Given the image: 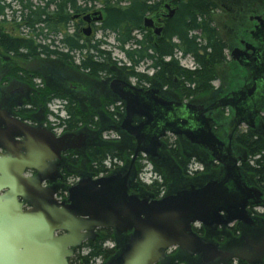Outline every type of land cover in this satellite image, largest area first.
Here are the masks:
<instances>
[{
    "label": "water",
    "instance_id": "95a60500",
    "mask_svg": "<svg viewBox=\"0 0 264 264\" xmlns=\"http://www.w3.org/2000/svg\"><path fill=\"white\" fill-rule=\"evenodd\" d=\"M101 15L84 21L99 22ZM149 23L146 26L153 29ZM90 32L89 27L87 36ZM110 89L125 106L121 129L135 140L133 158L109 176L82 177L66 189L65 202L56 198L53 187L42 186L41 176L63 153L82 154L88 135L80 132L56 138L48 128L34 127L0 106V149L5 152L0 155V264H70L75 251L101 229L115 232L120 250L107 264H165L171 249L197 256L204 264L227 263L234 255L198 236L193 227L252 226L247 208L262 195L243 184L241 159L231 157L223 182L190 184L161 199L132 194L138 158L145 155L157 164L166 135L184 136L192 144L203 139L215 147L221 142L207 122L200 131L194 129L200 113L190 104L160 97L158 89L140 90L121 80L112 82ZM57 168L51 171L56 173ZM27 171L36 176L26 177Z\"/></svg>",
    "mask_w": 264,
    "mask_h": 264
},
{
    "label": "trees",
    "instance_id": "16d2710c",
    "mask_svg": "<svg viewBox=\"0 0 264 264\" xmlns=\"http://www.w3.org/2000/svg\"><path fill=\"white\" fill-rule=\"evenodd\" d=\"M159 2L13 0L6 3L5 0H0V51L5 55L6 61L17 59L28 63L39 59L56 60L98 81L113 76L114 68H120L128 78L134 79L139 85L156 83L155 89L166 88L180 95L183 100L194 98L197 94H207L213 88L212 82L217 79L218 67L226 62V44L214 27L211 16L218 8L211 5L209 0H184L180 11L168 22L163 38L155 42L147 34L144 23L148 14L157 11ZM92 12L104 14V20L99 26L102 31L101 39L84 36L86 25L82 18L93 14ZM111 36L114 45L108 42ZM108 47L118 50L124 59H114ZM177 54H181L183 58H193L197 69L190 71L181 67ZM141 66H147L152 75L140 73L138 68ZM37 73L16 68L10 75L22 85L31 87L36 79L43 77L42 72L39 75ZM23 88L26 91L27 88ZM52 93L50 88L44 85L39 94L34 92L31 95L33 109L21 111L19 116L33 124V114L38 112L39 105L43 108L47 106ZM3 98L0 92V100ZM66 113L69 119L62 120V123L66 125L67 131L84 132L88 135L87 145L82 153L85 156L75 155L73 160V165L80 168V157L85 158V165L80 168L82 172L71 178H101L102 175L109 176L114 173V162L123 163L124 167L131 163L132 151L124 155L113 142L103 141V133L110 128H99L100 123L96 121L95 114L86 116L72 100H69ZM234 141L246 154L247 159L242 168L264 187V139L249 131L237 134ZM171 146L174 158L180 163L182 159L179 148L175 147V144ZM107 162L112 168L107 167ZM188 166L189 160H183L181 167L184 175H187ZM136 167L140 173L142 166L139 161ZM155 171L163 178V183L142 186L159 199L169 182L158 168H155ZM108 242H115V234L110 230H102L96 241L85 244L84 248L89 251L88 254L81 256L75 253L71 264H95L97 259L107 263L118 254L116 247H106ZM237 264L246 263L240 261Z\"/></svg>",
    "mask_w": 264,
    "mask_h": 264
},
{
    "label": "flooded vegetation",
    "instance_id": "af4514ba",
    "mask_svg": "<svg viewBox=\"0 0 264 264\" xmlns=\"http://www.w3.org/2000/svg\"><path fill=\"white\" fill-rule=\"evenodd\" d=\"M158 9L152 14L147 16L154 18L155 28L162 29L159 33L153 29H146L147 34L152 38V41H160L167 28L169 21L173 20L176 14L180 11L182 3L181 0L177 3L168 2L167 0H159ZM211 5L217 7L218 10L213 12V15L219 11L220 5L218 1L209 0ZM262 0H230L231 8H237L239 11L237 15L233 17V27L230 30V39L223 40L226 44L225 55L226 62L222 66L230 64L238 68L239 74L235 77L236 79L230 83L227 82L225 87L220 86L217 89L212 88L207 94H197L191 102H181L173 99L169 96L167 89L160 91V97L169 98L173 101L182 103L184 105L194 106L200 113V117L192 125L196 131H200L202 123H206L207 128H211L216 138L221 142L219 146L210 145L206 140L199 139V144H192L184 136H175L172 134L166 135L162 139L161 159L157 161V164L153 163L154 168H158L165 177L170 180V184L162 192L161 197L166 196L173 190H178L186 187L187 185L203 186L211 181H225L227 176L226 164L229 163L231 157L240 158L239 169L242 177L243 184L248 189L257 190L261 193V198L255 201H251L247 208V212L252 219L251 225H244L241 223H234L226 228L207 229L200 224L193 227L194 232L201 238L214 242L220 249L229 251L234 257L228 260L224 264H237V262H245L246 264H264V187H261L256 179L244 171L242 164L246 161L245 152L242 153L243 149L235 144L234 137L237 134H243L252 132L257 134L262 126H264V7L258 12V5L262 4ZM171 5V9L177 8L173 16L167 9ZM244 9L249 11L246 14H242ZM94 13V12H92ZM82 21L87 27L84 17ZM214 25V24H213ZM92 25L90 36H84L90 38L93 35ZM85 27V28H86ZM215 27V26H214ZM219 32V31H218ZM140 38V37H139ZM142 39V38H140ZM64 65L59 64L58 69H62L63 73L57 78L47 73L46 69H37L39 75L42 72L45 78L48 74L47 79H50L52 85H47L53 90L52 98L49 100L46 107H51L56 101L63 102V109L67 112L69 107V100L76 103L77 107H82V102L85 100L91 101L83 94L81 88L74 86L70 83L68 74L72 72L77 78H82L81 73L77 71L67 72L64 70ZM220 66V67H222ZM113 77L103 78L99 83L102 88V94L105 95V101L96 106V108L105 110L106 113H102L105 117L102 121L99 120V116L96 115V111L83 110V114L89 116L90 114L96 115V121L101 122L102 125H108L105 128H110L107 133L112 132L115 127L114 135L117 137L116 142L119 144L118 150L125 155V153L133 151L135 148V140L132 136L125 133L121 129V124L125 118V106L117 102L116 95L111 91V83L115 80H121L127 82L122 76H126L122 69L114 68ZM127 77V76H126ZM46 79V78H45ZM130 79V78H129ZM216 79L213 84L217 81ZM221 83V82H220ZM25 85V84H24ZM132 86L137 89H155L154 85H139L136 81ZM228 86H233L229 89ZM41 88V87H40ZM30 90V91H29ZM26 89L20 85L14 86L4 96L3 100H0V106L2 109L12 111L17 117L21 118L20 112L24 110L33 109L32 98L34 92L38 94L41 92L38 87H34L31 84L30 89ZM29 91V92H27ZM107 94V95H106ZM100 95V94H99ZM61 97V98H57ZM63 98V99H62ZM100 98L102 96L100 95ZM112 100H110V99ZM207 98V99H205ZM103 99V98H102ZM116 101L118 106H113V101ZM185 101V100H184ZM100 102V101H99ZM91 103V102H90ZM92 104V103H91ZM110 107L108 108V106ZM228 106V107H225ZM39 105L38 112L33 114L34 123L42 124L44 121V114L47 113V109ZM93 108L94 106L91 105ZM22 119V118H21ZM137 119L134 124H137ZM6 123L11 127L12 124L8 121ZM242 127L246 128V131L240 132ZM65 133H70L65 127ZM76 133V132H75ZM106 132L103 133V135ZM174 136L176 140L172 143L168 140V136ZM262 137V136H261ZM263 138V137H262ZM264 139V138H263ZM17 141H22L17 140ZM179 148L181 161L178 163L174 158L172 152V146ZM5 154L4 150L0 149V155ZM76 151H68L62 154L60 161L52 163L51 170L58 166L56 173L49 170L46 171L41 178H44L42 186L56 190L57 197L61 201L66 200V196L62 191L63 186L70 182V178L82 172L80 168L84 167L85 158L80 160V168L73 165V160L76 158L75 155L85 156ZM194 157L198 162L204 165L203 169H194L192 158ZM183 160H189L187 175H184ZM26 177H34L36 173L34 171H27L24 174ZM54 178V179H53ZM56 179V180H55ZM232 186V183H231ZM5 193L2 192L1 194ZM132 194L139 195L148 199H156L154 195L150 194L145 190L140 182L136 180L135 188L131 190ZM258 203V204H255ZM27 207V206H26ZM112 231V230H110ZM102 230H98L93 241H96L101 234ZM113 232V231H112ZM114 233V232H113ZM123 241V239H120ZM85 244L82 245V247ZM165 264H204L202 260L197 256H190L181 251L171 250L168 252V259Z\"/></svg>",
    "mask_w": 264,
    "mask_h": 264
},
{
    "label": "rangeland",
    "instance_id": "374dc122",
    "mask_svg": "<svg viewBox=\"0 0 264 264\" xmlns=\"http://www.w3.org/2000/svg\"><path fill=\"white\" fill-rule=\"evenodd\" d=\"M11 1H13V0H5L6 3H10ZM214 1L219 2L220 8H219V11H217V13L215 15H213V18H212L213 24L217 28V30L219 31L221 38L223 40H229L230 39V30L233 27V17L235 15H237V12L239 10L237 8H231L230 0H214ZM262 2L263 3L259 4L257 7L258 12H260V10L263 9V7H264V0H262ZM248 11H249L248 9H244L242 14H246ZM10 17H11V15H10ZM148 18H150V17H148ZM9 23H11V21ZM17 24H19V22H17ZM99 26H100V24H97L95 26V29L93 28V35L92 36L97 38V39H101V37H102V31L100 30ZM58 39H60V37H58ZM108 42L112 45L115 44L113 36L109 37ZM107 49L112 52V57L114 59H124V56L118 50L112 49L111 47H108ZM4 57H5V55L2 53V51H0V62H1V66H0V92H1L2 96H5L6 92H8L10 89H12L16 85L26 87L28 90L30 89L29 86L22 85L21 82H19L17 79L12 78V76L10 74L16 68H24L26 70H29V71L35 73L38 68L46 69L48 67L46 69L47 73L49 72V74L53 75L54 78H57L59 75H61L63 73V70L61 68L57 70L58 65L62 64V63L56 62V60L39 59V60H36L33 62L26 63V62H23V61H20L17 59H13L12 61H8V60L6 61V59ZM177 58L180 59L181 67H183V65H185L184 67H186V66L190 67L191 64H193V66H194L193 60H191L189 57L183 58L180 56V54H177ZM63 67H64V70L67 72L74 71L73 69L68 68L65 65ZM187 67L184 69L187 70ZM196 68H197V66H196ZM138 71L140 73H149V75H152V72L147 70V66H141L140 68H138ZM238 74H239L238 68L236 66L230 64V62L228 63L227 67L226 66L218 67V69H217V79L218 80L213 84L214 89H217L220 86L225 87L227 85V82L232 83L236 79L235 77ZM47 77H48V74H46V76H45L46 79L44 77H42L40 79H36L33 82V86L38 87L39 90L41 91L42 88H40L39 84L42 85L43 87H44V85L45 86L52 85L53 82L51 83L50 79H47ZM66 77H69V79H70L69 84H73L74 86H78V88H81L83 94L86 95L87 98H89L91 100L90 102L92 104L89 102V100L83 101L82 102V106H83L82 108L83 109H81V107L78 106L79 111L83 112V110H85V111L94 110V111H96V115L99 116V120L102 121V119L105 118L103 115H104V113H106L105 110L103 109V104H102V109L96 108V106H99L102 103V101H103V103L106 102L104 100L105 95L102 94V92H101L102 88L99 85V83L101 81L91 79L87 76H83V79L77 78L76 76H74V74L72 72H70L68 74V76H66ZM111 77H113V76H111ZM122 77L125 78V80L135 84L134 79H129L126 76H122ZM152 85L156 86V83H154ZM232 87L233 86H228L229 89H232ZM49 88L53 92L51 87H49ZM157 88H159L162 91H165V89H166V88L161 89L160 87H157ZM167 92L169 93L170 97H173V99H175L177 101L191 102L193 100V98L191 97V98H187L184 101L180 97V95L172 93L168 90H167ZM99 94L102 96L103 99L100 98ZM205 99H207V98H205ZM110 100H112V99H110ZM91 105H93L94 107L92 108ZM58 106H59L58 102H54V104H52L51 107H49V106L46 107L47 113H45L43 124H46L50 129H54V130L57 129L58 131H60V130H63V123H62V120H60V119H63V118H61V115L62 116L64 115V117H66V114H63L62 110L57 108ZM113 106L114 107L118 106V104L115 100L113 101ZM102 113H103V115H102ZM105 126L106 125H102V123L100 122L99 128L100 127L105 128ZM244 131H246V128L242 127L240 129V132H244ZM107 134H108L107 136L112 135L110 133H107ZM257 134L261 135L264 138V126H262L260 128V130ZM168 140L173 143L176 140V138L174 136L170 135V136H168ZM114 144H115L114 146L117 149L120 148L118 143H114ZM243 152L244 151H242V153ZM191 158L193 159L192 163H193L194 169H196V168L197 169L198 168L203 169L204 168V165L202 163L198 162L194 157H191ZM115 171H117V170H114V172ZM82 177H84V176L70 178V182L65 184V186H63V188L64 189L71 188L72 186L76 185L81 180ZM89 177L94 179V177H91V176H89ZM168 182L170 184L171 181L168 180ZM112 245H113V243L111 242L108 244V247L111 248ZM174 250H176V249H174ZM87 252H88L87 249L84 247H82L81 249H78L76 251V253H79L78 255H81V256L87 255ZM71 261H72V259H71ZM101 262L104 263L103 260H101ZM101 262H99V263H101ZM107 263H105V264H107Z\"/></svg>",
    "mask_w": 264,
    "mask_h": 264
},
{
    "label": "bare ground",
    "instance_id": "6f19581e",
    "mask_svg": "<svg viewBox=\"0 0 264 264\" xmlns=\"http://www.w3.org/2000/svg\"><path fill=\"white\" fill-rule=\"evenodd\" d=\"M168 2H171L170 4H172V3H177V2H180L181 0H167ZM167 9L169 10V12H171V16H170V18L173 16V14L175 13V11H176V9L177 8H174V9H171V5L169 6V7H167ZM97 13H100V14H102L101 15V17H102V20L101 21H99V22H92V23H88V22H86V24H87V27L85 28V31H87L88 32V28L90 27V28H92V25L93 24H95V25H97V24H100V23H102V21L104 20V14H103V12H96V13H93V14H90V15H88V16H92V15H94V14H97ZM88 16H86V18L88 17ZM147 20H148V22H152V23H149V26L151 25V24H154L155 23V20H154V18H146L145 19V23H144V28L145 29H149V27H147L146 26V23H147ZM154 31H159V32H161L162 31V29H156L155 28V25H154ZM87 32H86V35L85 36H87ZM180 56L182 57V55L180 54ZM190 58V57H189ZM191 60H193V58H190ZM180 60V59H179ZM193 62H194V60H193ZM196 64H195V62H194V66H193V64H191V66L190 67H187V70H190V71H195L197 68H196V66H195ZM185 65H183V67H184ZM193 66V67H192ZM186 67H184V68H186ZM191 68V69H190ZM61 110V109H60ZM62 113L63 114H66V117H64V115L62 116L61 115V118H63V119H60V120H65V119H69V116L67 115V113H66V111L65 110H63L62 109ZM63 126L64 127H66V125L63 123ZM102 178V177H101ZM96 179H100V178H94V180H96Z\"/></svg>",
    "mask_w": 264,
    "mask_h": 264
},
{
    "label": "built area",
    "instance_id": "2783aa9c",
    "mask_svg": "<svg viewBox=\"0 0 264 264\" xmlns=\"http://www.w3.org/2000/svg\"><path fill=\"white\" fill-rule=\"evenodd\" d=\"M55 132L58 134V135H61L62 134V130H60V131H58V130H55ZM144 180L146 181V182H150L151 181V178H150V176H145L144 177Z\"/></svg>",
    "mask_w": 264,
    "mask_h": 264
}]
</instances>
